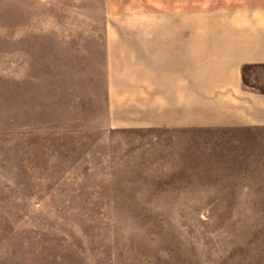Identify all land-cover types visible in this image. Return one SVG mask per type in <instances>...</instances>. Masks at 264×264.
Returning <instances> with one entry per match:
<instances>
[{
  "label": "rangeland",
  "instance_id": "374dc122",
  "mask_svg": "<svg viewBox=\"0 0 264 264\" xmlns=\"http://www.w3.org/2000/svg\"><path fill=\"white\" fill-rule=\"evenodd\" d=\"M103 24V0H0V264H264V125L112 112Z\"/></svg>",
  "mask_w": 264,
  "mask_h": 264
},
{
  "label": "crops",
  "instance_id": "0c3cea01",
  "mask_svg": "<svg viewBox=\"0 0 264 264\" xmlns=\"http://www.w3.org/2000/svg\"><path fill=\"white\" fill-rule=\"evenodd\" d=\"M103 9L109 69L124 73L108 80L112 112L140 106L149 126L264 125V91L244 70L264 64V0H103Z\"/></svg>",
  "mask_w": 264,
  "mask_h": 264
}]
</instances>
